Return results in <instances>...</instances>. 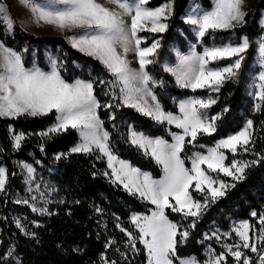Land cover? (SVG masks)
I'll return each mask as SVG.
<instances>
[{"label":"snow or ice","instance_id":"1","mask_svg":"<svg viewBox=\"0 0 264 264\" xmlns=\"http://www.w3.org/2000/svg\"><path fill=\"white\" fill-rule=\"evenodd\" d=\"M111 3L116 7H109L101 0H51L47 4L31 5L36 24L52 25L69 33L65 38L71 47L98 60L107 75L91 77L89 74L88 79H66L62 75L66 70L64 61L54 56H49L47 71L35 63L28 68L25 67L23 50L16 51L0 40V117H35L54 112L53 123L37 133L41 138L69 129L79 134L78 142L67 152L54 153L55 159L71 154H94L97 160H106L103 175L110 184L122 188L132 197L150 202L152 207L147 211L129 215L131 228L120 223V217L113 213L115 227L126 238L117 242L114 236H109L104 247L116 245V251L124 260L130 261L143 253L144 264H227V254H230L233 264H264V207L259 212L253 209L249 214L256 218L258 227L249 219H241L233 221L227 231L215 229L205 232V239H214L220 245L219 252L208 244L203 260L196 254L178 255V248L187 244L190 230L196 227L208 207L235 186L224 177H231L232 181L245 179L247 169L264 162V151L255 149L254 121L251 118L238 130L221 136L210 145L197 143V137L218 132L223 124V114L228 111L225 106L221 111L209 114L211 105L216 103L211 95L179 99L176 111L164 108L155 91L157 87H163L164 82L146 68L154 62V54L160 47L159 37L142 46L149 37L139 33L144 29L151 33L165 32L168 27L166 20L172 11L170 0L156 7L147 6L148 0H111ZM246 15L243 0H214L210 10L187 15L185 20L194 26L197 43H203L209 31L234 30L237 25L246 23ZM3 18L6 30L14 31L11 15L4 14ZM260 23L264 26V16ZM249 47L246 35L235 43L229 39L220 44L205 45L202 52L195 51L193 45L189 54H178L177 63L172 66L166 64L164 68L175 75L180 87L219 92L226 80L238 76L244 60L242 54ZM129 53L133 54L138 67L131 66ZM258 53L260 70L253 90L257 101L254 111L264 104V35L260 37ZM226 57L232 58V62L223 66L211 63ZM97 84L102 86L104 95L108 97L103 103L96 94ZM101 107L108 110V119L112 121L116 116L114 109L130 107L157 124L169 126L171 140L148 135L132 124L127 125V142L160 166L162 174L159 178L116 154L111 133L98 112ZM173 125L177 131H172L170 126ZM8 128L12 148L19 149L29 134L16 131L11 124ZM188 146L203 150L182 155ZM40 148L44 150L43 143ZM249 153L255 158H247ZM186 160L190 161V167ZM17 164L30 185L28 191L36 194L18 198L15 202L28 206L40 216L51 215L48 197L34 180L35 167L26 161H17ZM97 174L92 172L93 176ZM7 182L8 169L0 165V192H7ZM48 191L54 190L49 188ZM94 210L101 215L104 212L100 206H94ZM169 213L176 214L179 219H171ZM13 222L24 235L36 237V232L29 231L21 218L17 217ZM31 223L39 226L41 221L34 219ZM233 234L235 242L228 243ZM137 243L143 247H137ZM72 250L83 251L79 246H73ZM244 250H250L255 257ZM3 256L14 258L15 264H23L22 259L15 256L14 245ZM99 261L100 264H117L105 252L100 253Z\"/></svg>","mask_w":264,"mask_h":264},{"label":"trees","instance_id":"2","mask_svg":"<svg viewBox=\"0 0 264 264\" xmlns=\"http://www.w3.org/2000/svg\"><path fill=\"white\" fill-rule=\"evenodd\" d=\"M173 1L174 10L168 19L165 32L144 31V33H139L150 36L147 41L142 42V46L150 44L152 38L159 37L160 47L154 54V62L146 68L153 76L164 82L163 87L155 89L164 108L176 111V101L179 99L211 95L216 99V103L211 105L208 110L209 114L219 112L225 106L228 111L223 114V124L219 126L218 132L211 136L197 137V143L210 145L221 136L238 130L247 119L251 118L254 121L255 149L264 151V104L254 111V104L257 101L248 95L252 77L258 69L253 64L257 52L256 38L264 35V26L260 23L264 0H256L254 7L246 12V23L236 26L234 30L209 31L205 34L203 43L196 42L198 50L202 51L205 45H211L214 42H225L229 39L232 42H238L243 35L249 38L250 47L242 54L244 60L241 62L238 76L226 80L219 92L180 87L173 75L164 70L163 60L166 57L173 59V55H167L170 41H176L182 51L190 48L191 41H197L190 26L182 18L189 0ZM196 1L204 6L211 5V0ZM164 2L166 0H149L147 6L156 7ZM0 40L16 51L23 50L25 67L28 68L35 63L47 70L49 68L48 57L45 55V50H47L64 61L66 70L62 71V75L66 79L76 77L88 79L89 74L91 77L107 75L98 60L73 49L62 35L39 36L18 27L11 34L6 31L5 24L0 20ZM33 49H36L35 54L32 53ZM230 62L232 58L226 57L212 62V65L223 66ZM96 94L102 103L108 99L99 84L96 85ZM114 111L116 116L112 121L108 119L107 109L103 107L98 109L105 128L111 133L112 145L116 152L133 165L149 170L155 176H160L159 165L150 156L127 142V125L133 123L137 130H142L151 136H161L171 140L168 132L169 126L157 124L130 107L116 108ZM54 120V112L35 117L26 115L18 118L0 117V165L8 169L7 192H0V262L15 264L14 258L3 256V253L14 245L15 256H19L23 264H93V262L100 264L101 252H105L109 259H115L117 264H144L143 253L137 254L130 261L124 260L116 251V245L105 249L104 243L109 236H114L117 242L126 238L115 227L116 221L113 213L120 217V223L131 228L128 221L129 215L132 212L147 211L152 205L110 184L103 175L106 160H97L94 154H71L66 158L55 159L54 153L67 152L78 142L79 134L76 130L69 129L64 133L41 138L37 134L39 130L46 129ZM10 124L16 131L29 134L19 149L14 150L11 146L8 128ZM170 127L172 131L178 130L175 126ZM41 143L44 144L43 151L40 148ZM200 150L203 149L188 146L182 155L188 156L193 151ZM230 156L231 153H229ZM247 158L254 159L255 157L249 153ZM17 161H27L33 164L37 170V178L41 180L42 185L44 182L51 183V189L54 191L49 192V186L43 187L48 188L45 190L51 215L40 216L33 213L28 206L15 202L18 198L30 196ZM186 164L190 167V161L186 160ZM93 171L98 174L93 176ZM224 179L233 182L235 186L227 190L226 196L208 207V210L197 221L196 227L190 230L187 244L178 248V255L196 254L200 260H203L205 259L204 250L208 244L219 252L220 245L214 239H205L204 233H210L215 229L227 231L233 221L249 219L251 224L259 226L256 218L250 217L249 214L253 209L259 212L264 207V162L247 169L243 180L232 181L231 177H224ZM94 206L102 207L103 214H97ZM169 215L171 219H179L174 213H169ZM17 217L21 218L29 231L36 232V237L24 235L18 230L13 222ZM34 219L40 220L41 224L33 225L31 221ZM227 242L234 243L235 235L233 234ZM58 245L61 246L58 247ZM73 246H79L83 251L75 252L72 250ZM137 247L142 248L143 246L137 243ZM121 250H123L122 245ZM244 251L255 257L250 250ZM129 255L131 256V253ZM227 264H233L230 254H227Z\"/></svg>","mask_w":264,"mask_h":264},{"label":"rangeland","instance_id":"3","mask_svg":"<svg viewBox=\"0 0 264 264\" xmlns=\"http://www.w3.org/2000/svg\"><path fill=\"white\" fill-rule=\"evenodd\" d=\"M149 1V0H148ZM51 0H0V20H2V22L5 24V20H4V14H10L11 17L13 18V21H14V30L18 27V28H21L29 33H33L35 35H39V36H43V35H62L64 37H66V35H68L69 33L67 32H62L60 30H58L56 27L52 26V25H47V24H36L34 22V19L32 18V14H31V5L33 3H38V4H47V3H50ZM102 3H105L107 6L109 7H116L115 4L111 3V0H101ZM256 0H243V8L244 10L247 12L248 10L252 9L254 7V4H255ZM165 3V2H164ZM170 4H171V14L167 17V20H166V23L168 24V19L169 17L172 15L173 13V10H174V1L173 0H170ZM214 6V0H211V5L210 6H204L202 5L199 1H196V0H189V3L188 5L186 6L184 12H183V20L186 22L185 18L187 15H190V14H196L197 12L199 11H202V10H210L212 7ZM262 16H264V10H262V14H261V18ZM261 21V19H260ZM192 32L194 33V35L196 36V33L195 31L193 30L194 26L191 25L190 23L186 22ZM238 26V25H237ZM7 32L9 33H13L14 31H8L6 30ZM144 31H148L150 32L149 30L147 29H144L142 30L141 32L144 33ZM245 36V35H243ZM262 36V35H261ZM261 36H258L256 38V43H257V52L255 54V57H254V60H253V64L258 68L257 69V72L254 74V76L252 77V81L250 83V86H249V91H248V95H250L253 99H254V96H253V90H254V87H255V77H256V74L258 73V71L260 70V65H259V53H258V45L260 43V37ZM150 37V36H149ZM197 38V37H196ZM197 41H191L190 42V48L195 45V51L197 52H202V51H199L198 48H197ZM227 42V41H225ZM215 44H220L222 42L218 41V42H214ZM235 43V42H233ZM213 44V43H212ZM211 44V45H212ZM147 46V45H145ZM190 48L187 50V51H182L179 47H178V44L176 41H170V46L167 48V55H173V59L172 58H169V57H166L163 62H162V66L164 68V66L167 64L169 66H172V65H175L177 63V59H178V54H184V55H187L189 54V51H190ZM158 50V49H157ZM156 50V51H157ZM32 53L35 54L36 53V49H33L32 50ZM45 55L49 62V56H54L51 54L50 51H47L45 50ZM55 57V56H54ZM129 60L131 61V66L136 68L138 67V63L136 62V60L133 59V54L132 53H129ZM212 63V62H211ZM38 66V65H37ZM40 67V66H38ZM41 68V67H40ZM42 69V68H41ZM44 70V69H43ZM48 70V69H47ZM45 70V71H47ZM165 70V68H164ZM170 74L173 75L175 81H176V78H175V75L172 73V72H168ZM191 97V96H190ZM184 99V98H183ZM102 119V118H101ZM133 125V123H130ZM174 126V125H173ZM138 131H142V130H138ZM144 132V131H143ZM146 133V132H145ZM147 134V133H146ZM149 135V134H148ZM165 139V138H164ZM114 148V147H113ZM114 151L116 152V150L114 149ZM116 154L119 156V154L116 152ZM120 157V156H119ZM122 158V157H121ZM124 159V158H122ZM127 160V159H125ZM129 161V160H127ZM27 162V161H26ZM130 162V161H129ZM30 163V162H28ZM135 166V165H134ZM20 171L22 172V175H23V180L27 186V190L29 189L30 185L29 183L25 180V173L23 171V169L18 165ZM160 167V166H159ZM36 169V168H35ZM143 170V169H142ZM144 171H148L152 174V176L154 178H159V176H155L151 171L149 170H144ZM162 174V173H161ZM38 174H37V170L35 171V175H34V180L40 185V191L41 192H44L45 195H46V190L48 188H43L44 186H49L50 188H52V185L51 183L49 182H44L43 185L41 184V180H39L37 178ZM46 189V190H45ZM30 193V192H29ZM36 193H30V195H35ZM25 198H28V197H25ZM37 200H39V196L37 195ZM241 220V219H240ZM236 221H239V220H236ZM233 224V222H232Z\"/></svg>","mask_w":264,"mask_h":264}]
</instances>
